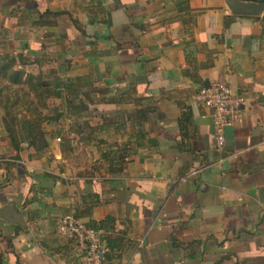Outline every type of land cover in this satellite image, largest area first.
<instances>
[{"label":"crops","instance_id":"obj_1","mask_svg":"<svg viewBox=\"0 0 264 264\" xmlns=\"http://www.w3.org/2000/svg\"><path fill=\"white\" fill-rule=\"evenodd\" d=\"M189 6L184 0H0V65L9 53L23 80L42 73L48 84L68 85H59L61 96L40 109L59 116L43 122L46 148L22 142L17 151L0 106V210L13 207L24 220L0 217L6 264H81L82 251L56 229L59 217L75 213L85 222L114 218L111 237L120 244L114 264H264L263 27L252 16L232 14L225 0ZM46 11L60 14L41 18ZM212 81L247 98L221 148L213 111L197 98ZM12 87L34 99L26 84ZM131 87L152 102L108 100ZM72 98L74 111L67 105ZM26 106L14 111L27 116ZM146 107L144 130L156 146L139 140L127 118L115 122L118 113ZM184 107L192 123L183 140ZM92 111L101 114L90 120L85 113ZM88 128L95 130L86 135ZM128 141L129 161L110 173L102 151ZM183 141L190 150L180 147ZM90 194L100 199L88 216L81 212Z\"/></svg>","mask_w":264,"mask_h":264},{"label":"trees","instance_id":"obj_2","mask_svg":"<svg viewBox=\"0 0 264 264\" xmlns=\"http://www.w3.org/2000/svg\"><path fill=\"white\" fill-rule=\"evenodd\" d=\"M245 1H254V2H264V0H245ZM186 3V8L190 9L189 2L190 0H184ZM60 13L57 12H51L46 11L41 15V18H44L45 16H48V18H57V16ZM254 19H257L261 22L263 31H264V15L263 16H252ZM53 21H49V23H52ZM109 24H111V20L109 21ZM264 33V32H263ZM19 61L23 64H25V59L22 55H19ZM17 60L16 57L13 55H10L9 53L4 54L1 57V65H0V75L7 78L6 81L0 80V106H2L5 109V120H6V131L8 132V136L11 139L12 146L19 151L21 149V143L26 142L28 145L36 146L40 148H46L47 147V141L45 139V128L43 127V122L46 120L51 119H57L59 116L52 115L49 116L48 114L43 113L40 111V109L36 106L31 105L26 101L27 96H29L30 93L25 94L24 87H16L13 88L12 84L15 85H24L26 84L34 93V98L39 99L41 102L42 100H47L51 96L60 97L61 92L56 91L58 86L63 85L65 87H68V85H65V82H52L51 84H48L47 81L44 80L42 73L37 74L34 77H27L26 80H23L21 74L22 72L20 70H14V66L16 64ZM30 90V91H31ZM23 92L20 94V92ZM101 94L103 98L107 97L108 90L107 89H101ZM133 94V95H132ZM134 94H136V88H129L128 91L124 93H118V95L110 96V99H108L110 102L115 103H121L123 101L131 100L135 101L136 103H149L152 102L151 97H136ZM85 95L87 97L90 96V92H86ZM28 98V97H27ZM108 98V97H107ZM23 99V102L20 104L19 101ZM32 102V101H30ZM75 98H72L68 101L67 105L73 109V111L78 108V106L75 104ZM19 105H27L26 110L28 115L30 117L26 116L24 112L21 110L14 109L18 107ZM150 108L146 107L145 109H139L133 113H128L125 115L124 113H118L115 115L116 120H120L121 118H127L129 122L134 123L137 125V135L139 140H148L149 145L156 146L158 144L155 137L149 136V134L144 130V123L147 120V116L150 112ZM112 119V118H111ZM114 119V118H113ZM113 121V120H112ZM192 123V112L188 107H184V110L182 112V116L179 118V128L181 132V136L184 140L185 138V129L189 124ZM95 129H87L86 135L92 134V131ZM40 141V143H38ZM128 143L124 144H111L108 146L109 149H105L101 153V160L103 162L108 163V170L110 173H116L121 172L124 168L125 163L129 161L128 156L125 155L126 151H129L130 148H128ZM101 144H105V141H100ZM142 144V142L139 143V145ZM182 149L185 148L186 150H190V147L182 142L181 146ZM85 200L90 199L89 206L84 209V212L81 213H87L88 216L91 214L92 207L99 202V196L97 194H90L84 197ZM92 204V206H90ZM76 217L82 219V214L75 213ZM83 220V219H82ZM84 221V220H83ZM85 222V221H84ZM114 218L111 216L106 217L104 220L96 221L94 219H90L88 222H85L87 227L94 229L99 233L100 238L109 246L110 252L108 253V258L112 260L113 253L116 251V249L119 248V242L118 239L112 238L113 235L112 228H113ZM111 233V235H110ZM66 239H68L66 237ZM71 242L75 241L73 239H68ZM84 254V252H82ZM0 264H6L4 260V256L0 251Z\"/></svg>","mask_w":264,"mask_h":264},{"label":"built area","instance_id":"obj_3","mask_svg":"<svg viewBox=\"0 0 264 264\" xmlns=\"http://www.w3.org/2000/svg\"><path fill=\"white\" fill-rule=\"evenodd\" d=\"M197 98L213 111L214 134L219 148L225 143L224 130L234 126L242 117L247 98L235 94L231 87L222 81H212L207 87L202 86ZM60 141V138H57ZM57 231L68 239H73L84 252L81 264H114L108 258L109 246L100 238L98 231L87 227L85 222L74 214L58 218Z\"/></svg>","mask_w":264,"mask_h":264},{"label":"water","instance_id":"obj_4","mask_svg":"<svg viewBox=\"0 0 264 264\" xmlns=\"http://www.w3.org/2000/svg\"><path fill=\"white\" fill-rule=\"evenodd\" d=\"M232 14L239 16H260L264 14V2L245 0H225ZM209 84L206 82L205 86ZM0 217L13 223L24 224L22 215L13 207H4L0 210Z\"/></svg>","mask_w":264,"mask_h":264},{"label":"rangeland","instance_id":"obj_5","mask_svg":"<svg viewBox=\"0 0 264 264\" xmlns=\"http://www.w3.org/2000/svg\"><path fill=\"white\" fill-rule=\"evenodd\" d=\"M264 15V14H263ZM263 15H260V16H263ZM264 32V31H263ZM264 34V33H263ZM26 101L28 102V103H30V101H32L31 102V104L33 105V106H36V107H38L39 109H41V108H45L47 105H49L48 104V102L45 100H42V102L39 100V99H37V98H31V97H28L27 99H26ZM22 103L23 102V99L22 100H20L19 101V103ZM20 103V104H21ZM49 103H52V100L49 102ZM51 105V104H50ZM43 113H45V112H43ZM96 113H98L97 114V116H96ZM100 111H98V112H95V111H92V112H87V113H85V115H86V117L88 118V119H90V120H95L100 114ZM45 114H48L49 116H52V113H50V112H47V113H45Z\"/></svg>","mask_w":264,"mask_h":264}]
</instances>
